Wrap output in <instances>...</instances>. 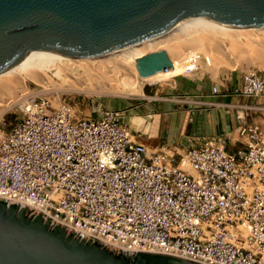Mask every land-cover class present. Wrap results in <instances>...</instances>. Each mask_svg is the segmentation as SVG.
<instances>
[{
	"label": "built area",
	"instance_id": "2783aa9c",
	"mask_svg": "<svg viewBox=\"0 0 264 264\" xmlns=\"http://www.w3.org/2000/svg\"><path fill=\"white\" fill-rule=\"evenodd\" d=\"M200 69V54L191 56ZM206 66L211 59L202 56ZM209 75V74H205ZM218 94L225 77H216ZM231 93L264 95V72ZM79 96V95H78ZM77 97L34 86L0 114V202L17 204L114 252L196 264H264V130L237 115L238 139L149 148L124 110L84 113ZM18 107L13 124L3 115Z\"/></svg>",
	"mask_w": 264,
	"mask_h": 264
},
{
	"label": "water",
	"instance_id": "95a60500",
	"mask_svg": "<svg viewBox=\"0 0 264 264\" xmlns=\"http://www.w3.org/2000/svg\"><path fill=\"white\" fill-rule=\"evenodd\" d=\"M187 15L218 27H258L264 25V0H0V73L32 49L70 58L102 55L160 36ZM167 65L163 49L135 59L142 77ZM0 264L196 263L114 252L1 201Z\"/></svg>",
	"mask_w": 264,
	"mask_h": 264
},
{
	"label": "rangeland",
	"instance_id": "374dc122",
	"mask_svg": "<svg viewBox=\"0 0 264 264\" xmlns=\"http://www.w3.org/2000/svg\"><path fill=\"white\" fill-rule=\"evenodd\" d=\"M227 36L218 35L217 38L222 46L229 48L230 41L229 36L228 38ZM177 43L178 42L174 43L173 46L164 44L161 47L167 52L168 65L166 70L158 71L155 74H158L159 77L160 74H163L165 83L144 84V80H146L147 78L140 76L135 67V59L143 55L142 53L138 52H135V56L133 54H116L111 58V61L110 58H106L107 60L103 59L100 62H94L90 66L91 68L87 67L86 70L77 68V66H70V69L66 71L68 73L72 72L74 74V82H69L63 72H61L59 69L57 70V68H51L52 66H48V64L42 65L40 70L36 72L37 75L41 73V77L39 79H50L52 84L50 88L58 90L61 97H77L79 95L78 100L82 101L83 103L81 109H83L84 113L89 114L90 117H96L94 109H96L97 107L115 108L117 103L122 102H126L129 105V108H135L137 110L136 112L139 113V116L147 112V109L143 107L145 104H163L168 102L169 104L174 103L183 106V103L179 102H186L184 101L185 97H182L183 95L180 94L181 92L177 91V89L174 88V84H172V78L180 75L183 72V60L184 57H186L182 56L184 54L188 55L197 52L201 56V59L199 60V71H197L196 74L188 75V77L194 79L196 77H202L205 74H209L216 80V77L218 76L219 70L221 68L229 70H233L235 68L236 70L241 69L242 71L256 69L260 72H264V45L261 46L257 42H251L252 44H249V46L251 45L250 47H245L241 44H238L236 47L234 46L232 48L233 54L231 59L229 56L226 57V55L218 54V52L216 54L214 49H212L213 51L210 50L211 48L202 43L199 37L190 39L187 44L178 43L181 49L179 48ZM177 48L182 50L181 52H183L184 54L179 52ZM151 51L157 50L153 49ZM205 54L210 56L211 66H206L204 64L202 56H205ZM213 56H215V58ZM112 65H116L118 67L119 70L117 75H113L112 73H110ZM84 71H86L85 74L83 73ZM42 73L44 76L42 75ZM8 77H4L5 79L3 78V80H15L16 82H18L16 86H19L21 88L17 89L16 92H14V100L21 93H23L25 89L32 88L38 85L36 82L31 80V78L26 77L24 74L20 75V77L18 78L16 75H11ZM141 85L142 88L141 91H139ZM75 88H78V90H75ZM144 91L146 95H154L155 93H157L159 98H142V96L144 95ZM161 97H175V99L172 100L169 98ZM1 112L3 111L0 110V114ZM177 114H179V112L173 109L172 112H170L168 121L163 120V122H159L162 125V133H164L165 131L167 133V137H178L185 132L184 128H180L181 126H179L178 124V120L176 118ZM133 116L138 115L133 114ZM19 117V109L15 106L11 107L10 112H5V114L3 115L4 120L9 123L10 126L11 124L15 123ZM136 120H138V118L135 119V123H133L134 126L137 124ZM144 124V126H146L147 122H144ZM145 130V127L143 129H138V133L141 134L139 137V140L141 142L143 141L142 138L146 137V135L143 133L145 132ZM186 133L191 134L193 133V131L188 130Z\"/></svg>",
	"mask_w": 264,
	"mask_h": 264
},
{
	"label": "crops",
	"instance_id": "0c3cea01",
	"mask_svg": "<svg viewBox=\"0 0 264 264\" xmlns=\"http://www.w3.org/2000/svg\"><path fill=\"white\" fill-rule=\"evenodd\" d=\"M240 70L221 68L218 78L225 77V82L221 83L218 94H212L211 88L216 80L210 75L190 78L188 76L173 77L172 84L177 91L181 92L186 102L183 106L177 104H145L146 113L139 116L135 108H129L126 102L117 103L115 110H124L125 121L131 124L133 129H143L146 137L142 138L144 144L149 148L163 146L166 149L181 150L183 147L196 144L206 137H221L223 141L229 143L232 139H238L237 115L245 118L248 122L258 124L264 130V95L252 98H245L231 93V88L239 84ZM144 84L165 83L163 74L147 76ZM175 78V80H174ZM171 84V83H170ZM143 85V84H142ZM142 85L139 89L141 91ZM142 98H159L154 95H144ZM164 98V97H161ZM174 100L175 97H169ZM202 102L194 104L193 102ZM177 105V106H176ZM178 111L176 115L180 128H184L181 136L167 137V133H162V125L159 122L169 120L172 110ZM133 114L138 116H133ZM137 124L134 126L135 119ZM144 122L147 125L144 126ZM192 130L193 133H186ZM140 137V136H139Z\"/></svg>",
	"mask_w": 264,
	"mask_h": 264
},
{
	"label": "bare ground",
	"instance_id": "6f19581e",
	"mask_svg": "<svg viewBox=\"0 0 264 264\" xmlns=\"http://www.w3.org/2000/svg\"><path fill=\"white\" fill-rule=\"evenodd\" d=\"M218 35H226V36L228 35L229 36V41H230L229 48L222 46V44L219 42L217 38ZM196 37H199L202 43L206 44L209 48H211L210 50L214 49L216 54L218 52V54L226 55V57L229 56L231 59L232 54H233L232 48L234 46L236 47L238 44H241L242 46H245V47H248L251 42H255V43L257 42L261 46L264 45V25L258 26V27H246V28L231 27V26L218 27V26L206 23L196 17L187 15V16H184L179 23H177L174 27H172V29H170L168 32L160 36H157L147 41L132 44L126 47H122L120 49H117V50H114V51H111L109 53H105L102 55L86 57V58H70V57L55 56V55L47 53L46 51L32 49L29 52H27L26 55L18 63H16L12 67L0 73V110H3L9 104L13 103L14 101L13 94L15 95L14 92H16V90L20 88L19 86L18 87L16 86L18 82H16L15 80L9 81L8 76L16 75L18 78L20 77V75L24 74L26 77L31 78V80H33L40 86L51 87L52 85L51 80L50 79L47 80L43 78L39 79L41 77V73L39 72L40 74L37 75V72H36L40 70L41 66L44 64H48V66L51 65L52 66V67L50 66L51 68L54 67V68H57V70L59 69L61 72L64 73V75L66 76L67 80H69V82H72V81L74 82V74L70 72L73 74L72 75L66 71L70 69V66H77V68L86 70L87 67L91 68L90 66L94 62H100L101 60L106 59V58H110V61H111V58L116 54H123V55L133 54L135 56V52L144 54L153 49L162 50L163 48L161 47L164 44H169L172 46L176 42L180 44L181 43L187 44V42H189L190 39H195ZM180 49H178L179 52L182 51ZM181 53L184 54L183 52ZM195 54H197V52H194L188 55H185V54L182 55V56H186L184 57V60H183L184 68L182 69L183 72L178 76L187 75L189 71L188 69L195 67V65L192 64V61L190 59L192 58L191 56ZM205 56H208V55L205 54ZM208 57L210 58V56ZM213 57L215 58V56ZM118 70L119 69L116 65H112L110 69V73H112L113 75H117ZM85 72L86 71H84L83 73L85 74ZM178 76H176L175 78H177ZM4 77H8L7 78L8 80L4 81L3 80ZM75 90H78V88H75ZM164 98H169V97H164ZM193 103L194 104L200 103L201 105H203L202 102L195 101Z\"/></svg>",
	"mask_w": 264,
	"mask_h": 264
}]
</instances>
